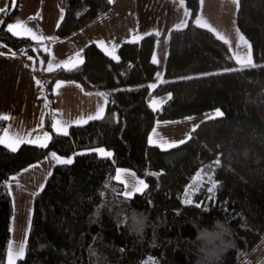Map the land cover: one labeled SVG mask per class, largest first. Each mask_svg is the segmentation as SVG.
Instances as JSON below:
<instances>
[{
    "label": "trees",
    "instance_id": "16d2710c",
    "mask_svg": "<svg viewBox=\"0 0 264 264\" xmlns=\"http://www.w3.org/2000/svg\"><path fill=\"white\" fill-rule=\"evenodd\" d=\"M57 2L64 16L45 43L8 32L17 8L3 13L0 41L34 58L36 48L42 58V71L35 73L47 97L43 129L51 139L47 147L22 144L15 152L0 144V261L6 264L13 215L7 181L52 151L74 158L55 165L36 193L26 254L16 264H143L150 256L157 264H235L264 234V0H238L236 23L258 65L237 71H225L240 69L229 44L195 23L200 0H184L189 24L171 32L166 80L155 88L149 85L157 72L155 34L123 43L118 61L90 44L79 66L46 72L51 43L83 29L112 5L111 0ZM181 76L187 77L177 79ZM58 80L105 92L104 116L72 126L68 136L55 133ZM166 93L171 99L152 110L153 97ZM217 108L223 117L201 122L177 147L149 144L157 120ZM100 146L112 156L85 152ZM212 165L214 197L184 203L185 186L201 167ZM118 167L132 169L147 188L125 197L123 184L114 179Z\"/></svg>",
    "mask_w": 264,
    "mask_h": 264
},
{
    "label": "crops",
    "instance_id": "0c3cea01",
    "mask_svg": "<svg viewBox=\"0 0 264 264\" xmlns=\"http://www.w3.org/2000/svg\"><path fill=\"white\" fill-rule=\"evenodd\" d=\"M111 3L110 9L98 19L74 34L51 43L49 59L44 65L46 72L69 69L73 64L79 66L80 61H83L82 53L90 44L97 45L111 59L117 57L113 60L118 61L119 48L123 43L138 42L146 35L155 34L153 57L155 56L158 61L155 63L157 66L155 77L160 74L162 80H165L171 32L183 29L189 24L190 11L184 0H111ZM237 8L238 0L235 2L234 0H200V11L195 20L199 26L204 25L203 22L206 21L205 28L213 31L216 36L218 33L219 36L224 37L235 59L240 54L247 55L249 51L240 41L241 35L236 30ZM63 16L64 12L56 0V9L54 13L52 12V18L57 19L51 28L43 31L39 28L40 33L30 31L27 35L18 29L13 31L22 33L23 36L20 37L29 38L35 43H45L54 38L56 27ZM248 44L250 45L249 42ZM0 53H3L0 54V139L10 143L15 138L35 141L39 137L40 141L48 143L49 140H44V134L47 132L43 129L47 97L42 82L35 73L37 68L35 58L24 48L15 49L1 41ZM153 80L149 83L150 86L159 84ZM53 92L56 111L59 113L61 108L67 111L59 120L63 122V127L69 128L68 130L80 122L85 124L92 121L88 119L90 116L94 117L91 112L98 110L103 114L106 111L107 94L103 91L87 92L76 81L58 80L54 84ZM150 107L153 109L152 106ZM4 117L8 118L4 119ZM65 117L71 121L66 122ZM36 163L29 167L41 168L42 165Z\"/></svg>",
    "mask_w": 264,
    "mask_h": 264
},
{
    "label": "rangeland",
    "instance_id": "374dc122",
    "mask_svg": "<svg viewBox=\"0 0 264 264\" xmlns=\"http://www.w3.org/2000/svg\"><path fill=\"white\" fill-rule=\"evenodd\" d=\"M15 8H17V13L13 17V19L9 21V24L18 25V27H15L13 30L17 31L18 29L22 33H26V35L30 31L36 34L40 33L39 28L41 29V31H43L44 29L48 30L54 25L57 19V18H52V12L54 13V10L56 9V0H0V27L5 20V17L3 16V13L6 12L5 9L13 10ZM206 23H207L206 21L203 22L204 25ZM236 28L238 34L242 35L239 28L237 26ZM22 33H19L18 37L23 36ZM245 56H246L245 54H240L241 58H244ZM254 64L258 65L255 62ZM218 71L219 70L209 71L206 73L212 74ZM186 77L187 76H181L178 77L177 79L186 78ZM165 80H162L159 74L155 77L153 82L157 81L158 83H160V81L162 82ZM169 95H171V93L155 96L153 97L150 103L152 105V102L154 100L164 101L165 103L169 99ZM106 105H107V98H106L105 108ZM162 105H158L156 110L154 111L159 110L162 107ZM215 110L216 109H212L196 115L186 116L184 118L175 119V120H169V121L157 120L153 133L151 135L152 139L154 141H157V145L154 146H158L159 144H163L164 142H167L168 144L177 143L178 145L181 144L179 143L181 141L185 142L189 138L191 131L195 129L201 122L209 120L210 119L209 117L213 116ZM220 110L222 111V109ZM56 112L57 111L54 106L52 113L56 114ZM66 113L67 111L61 108L59 113L53 116L52 124L55 123L57 124V127L63 128L62 126L63 122L59 120V118L60 119L63 118L66 115ZM104 113L102 114V112L97 110L91 112L90 114H92L94 117L98 116L99 118H101L104 116ZM99 118H94L91 120H95ZM65 121L70 122L71 120L68 117H65ZM83 123L84 122H80L78 125H81ZM68 129L69 128H67V130ZM53 131L56 133L54 129ZM99 148H103L105 149V151L110 152L112 156V151L103 146L96 147L92 150L85 152L98 153L95 150ZM52 153L55 152L52 151L49 152V154H47L42 160L38 161L40 163H36V164H41L42 165L41 168L28 166L27 168H24L12 174L7 181L8 190L12 199L13 215L11 219V228H10L11 236H10V241L8 243L6 261H5L6 264H9V257H11L12 264H16L20 259H23L25 257L26 244L29 236L30 224L33 214L34 197L36 193H38L43 189L48 176L53 171L54 166L56 164H59L57 163L56 159L53 158ZM56 155L61 159H71L72 161L74 158L72 155L70 156H61L58 154ZM98 155L101 156L99 153ZM118 172L120 176L119 180L116 179ZM214 174H215V165H212L211 167L208 168L201 167L196 172V174H194L190 182L185 186L182 196L183 202L186 203V199H190L192 203H194L198 201V198L204 199L205 201L209 200L210 198H213L214 194H210L209 192H207L206 189L208 186H210L209 179L217 183ZM114 179L117 182L123 184L124 187L123 195L125 192H133L134 194L143 192L147 187L143 188L142 191H135L137 187H142V185H139L138 183L141 180L144 182V184L148 186V183L146 182L145 179L139 177L132 169L127 167L116 168ZM21 246H24L25 248L24 255L22 258L17 256V253L19 252ZM149 258H153V257L151 256L147 257L143 261V264H145V262L148 261ZM263 258H264V234L255 242L253 246H251V248L248 249V251L244 254V256H242V258L239 259L235 264H259ZM155 264L157 263L155 262Z\"/></svg>",
    "mask_w": 264,
    "mask_h": 264
},
{
    "label": "snow or ice",
    "instance_id": "6c2138e0",
    "mask_svg": "<svg viewBox=\"0 0 264 264\" xmlns=\"http://www.w3.org/2000/svg\"><path fill=\"white\" fill-rule=\"evenodd\" d=\"M234 2H235V0H234ZM185 23H186V21H185ZM197 23H199V20L197 21ZM15 27H18V25L9 24L7 26V31L11 32L14 36H19V33L13 31V29ZM201 27H207V26L206 25H201ZM217 36H218L219 39L223 40L225 44L228 43V41L225 40L224 37L219 36L218 33H217ZM240 41L245 46L248 47L249 51H248L247 55L244 58H241L240 56L236 57V63L240 65V69L232 68V69H225V71H237V70H241L243 68L257 67V65H255L253 60H252L251 47L248 44V41L242 35L240 36ZM0 54H3V53H0ZM112 58L113 59H117V57H112ZM80 62L83 63L82 60ZM152 62L153 63H158V61H157L155 56L152 58ZM75 67H77V65L73 64L72 68H69L68 70L71 71ZM57 86H59V85H57ZM150 87L155 88L156 85L153 84ZM169 99H171V95H169ZM163 103H164V101L154 100L152 102L151 106L153 107V110H156L157 106L158 105H162ZM223 116H224V113L220 109H216L214 114H213V116H211L209 118L210 119H215V118H219V117H223ZM7 118L8 117H4V119H7ZM94 118H99V117L98 116L97 117H91L90 116L88 119H94ZM51 127L56 131L57 134H62L64 136H68L69 135L67 127H63V128L57 127V124H55V123L52 124ZM50 139H51V137L47 133H45L44 134V140L47 141V140H50ZM22 143H36V144H38L39 147H42V148L47 147V143L40 141L39 137H37V139L35 141H33V140L25 141L22 138H15L10 143H6V141L4 139H0V144H5L6 147H8L13 152L17 151L19 145L22 144ZM179 143H184V141H181ZM149 144L157 145V141H154L152 139V137L150 136L149 137ZM158 146H160L162 148V150H166L167 148H170V147H177L178 144L177 143L168 144L167 142H164L163 144H159ZM95 151H97L103 157H110L111 156V153L105 151V149H103V148L96 149ZM52 156H53V158L56 159L57 163H59V164H70V163H72L71 159H61V158L57 157L56 153H52ZM219 163H220V161L217 160L216 164L218 165ZM116 179L117 180L120 179L119 172L117 174ZM138 183H139V185H142V187H137L135 189V191H142L143 188L147 187V185L144 184V182L142 180L139 181ZM209 183H210V186H208L206 190L210 194H214V191H215V188H216V183L214 181H211V179H209ZM133 194H134L133 192H125L124 193V195L126 197H128V198H130ZM186 203H192V201L190 199H186ZM24 251H25L24 246H21L20 249H19V252L17 253V256L22 258L23 255H24ZM0 264H3V261H0ZM9 264H12L11 257H9ZM145 264H155V262H154L153 258H149V260L146 261Z\"/></svg>",
    "mask_w": 264,
    "mask_h": 264
},
{
    "label": "water",
    "instance_id": "95a60500",
    "mask_svg": "<svg viewBox=\"0 0 264 264\" xmlns=\"http://www.w3.org/2000/svg\"><path fill=\"white\" fill-rule=\"evenodd\" d=\"M33 53H34V56L35 58L38 60L37 61V69L39 72L42 71V68H43V61H42V58L41 56L38 54L36 48H33Z\"/></svg>",
    "mask_w": 264,
    "mask_h": 264
}]
</instances>
